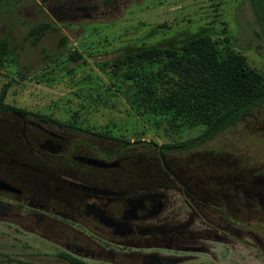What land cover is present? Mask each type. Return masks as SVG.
Segmentation results:
<instances>
[{
  "label": "rangeland",
  "instance_id": "obj_1",
  "mask_svg": "<svg viewBox=\"0 0 264 264\" xmlns=\"http://www.w3.org/2000/svg\"><path fill=\"white\" fill-rule=\"evenodd\" d=\"M40 23L48 27L35 41L29 31ZM255 31L247 0H113L107 5L104 0H24L0 21V39L8 42L0 61V90L7 86L4 103L10 107L119 139L143 155L145 149L192 139L205 127L152 112L139 102L135 83L122 76L129 67L117 61L151 46L179 49L208 35L219 59L239 53L264 76V39ZM145 70L155 72L157 65ZM212 156L264 170V107L180 157ZM234 219L238 235L232 229L230 242L208 241L207 252L184 254L175 264H264V217L243 210ZM135 249L126 253L154 251ZM59 251L51 237L0 219V264H68L57 257Z\"/></svg>",
  "mask_w": 264,
  "mask_h": 264
},
{
  "label": "flooded vegetation",
  "instance_id": "obj_2",
  "mask_svg": "<svg viewBox=\"0 0 264 264\" xmlns=\"http://www.w3.org/2000/svg\"><path fill=\"white\" fill-rule=\"evenodd\" d=\"M139 149L0 108V219L51 237L68 264H175L207 252L208 241L230 242L243 210L264 217L263 169L181 159L196 148Z\"/></svg>",
  "mask_w": 264,
  "mask_h": 264
},
{
  "label": "trees",
  "instance_id": "obj_3",
  "mask_svg": "<svg viewBox=\"0 0 264 264\" xmlns=\"http://www.w3.org/2000/svg\"><path fill=\"white\" fill-rule=\"evenodd\" d=\"M23 1L0 0V21ZM112 1L104 0V3ZM247 2L257 25L255 35L264 39V0ZM47 27V23L37 24L29 34L39 41ZM7 53L8 42L0 39V61ZM72 58L76 60L79 55L74 53ZM117 62L129 67L122 76L135 83L139 102L152 112L171 115L174 121L190 126L205 127L192 139L160 146L163 151L197 148L234 126L244 114L264 107V76L250 67L239 53L230 51L224 59H219L215 43L208 35L189 39L179 49L151 46L127 54ZM154 65H157L155 72L145 70V66ZM6 92L5 85L0 90V108L9 107L4 103ZM33 116L52 124H64L49 117ZM65 126L92 138L123 142L68 124Z\"/></svg>",
  "mask_w": 264,
  "mask_h": 264
},
{
  "label": "water",
  "instance_id": "obj_4",
  "mask_svg": "<svg viewBox=\"0 0 264 264\" xmlns=\"http://www.w3.org/2000/svg\"><path fill=\"white\" fill-rule=\"evenodd\" d=\"M156 264V263H155Z\"/></svg>",
  "mask_w": 264,
  "mask_h": 264
}]
</instances>
